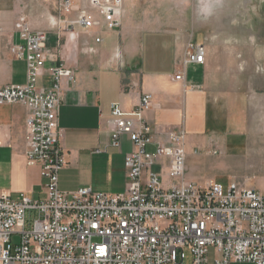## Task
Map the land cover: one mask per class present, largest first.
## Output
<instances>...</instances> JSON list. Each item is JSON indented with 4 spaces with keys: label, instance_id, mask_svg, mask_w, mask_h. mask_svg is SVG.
Masks as SVG:
<instances>
[{
    "label": "built area",
    "instance_id": "obj_1",
    "mask_svg": "<svg viewBox=\"0 0 264 264\" xmlns=\"http://www.w3.org/2000/svg\"><path fill=\"white\" fill-rule=\"evenodd\" d=\"M124 11L125 0H60L59 22L72 37L77 29L102 35L122 28ZM15 29L23 43L9 51L26 62L27 81L1 87L0 105L28 109L26 160L41 167L45 183L38 200L0 191V264H210L211 250L213 264H264V195L235 181L227 187L189 181L186 132L157 133L144 117L154 107L150 94L132 112L112 106V146L121 148L127 138L134 147L125 157V191L60 190L67 163L62 81L74 74L49 48L47 31L33 30L26 18ZM205 63V46L189 45L176 80H184L189 65ZM45 73L47 89L38 85Z\"/></svg>",
    "mask_w": 264,
    "mask_h": 264
},
{
    "label": "crops",
    "instance_id": "obj_2",
    "mask_svg": "<svg viewBox=\"0 0 264 264\" xmlns=\"http://www.w3.org/2000/svg\"><path fill=\"white\" fill-rule=\"evenodd\" d=\"M55 2L0 0V88L27 81L26 62L9 51L23 43L15 24L26 18L33 30L48 32L49 48L74 74L73 81H62L59 125L67 163L60 190L125 191V157L134 147L127 138L121 148L112 146V106L132 112L144 94L153 97L154 107L144 117L157 133L185 130L189 181H197L190 174L196 143L207 145L211 155L217 151L216 156L235 153H230L233 144L244 145L250 151L246 158L264 166V37L248 34L234 43L226 33L205 34L193 11L198 0H125L119 31L100 35L77 29L72 37L54 15ZM98 36L103 38L99 44ZM191 44L205 46L206 63L189 65L184 80L177 81ZM38 85L51 86L47 73ZM28 114L20 104L0 105V191L38 200L45 181L39 165L27 164ZM164 179L167 185V175Z\"/></svg>",
    "mask_w": 264,
    "mask_h": 264
},
{
    "label": "rangeland",
    "instance_id": "obj_3",
    "mask_svg": "<svg viewBox=\"0 0 264 264\" xmlns=\"http://www.w3.org/2000/svg\"><path fill=\"white\" fill-rule=\"evenodd\" d=\"M59 2L60 0H56L53 11L60 20ZM214 7L213 14L204 17L198 14V3L196 2L194 5L193 11L199 19L200 30L205 34L226 33L229 38L234 39V43H236L235 38L240 41V38H246L248 34L264 37V0H215ZM244 137L246 138V136ZM194 148L198 149L200 153L195 155L196 159L192 163L190 174L197 177L195 183L199 186H205L207 180L211 178L225 187L231 181L237 180L248 187H256L264 195V180L262 179L264 166L261 161L255 158H246L250 152L246 146L231 145L230 153H235L228 156L223 153H219L218 156L211 155L208 153L207 145L202 143H196ZM236 148L239 152L238 150L234 151ZM233 154L235 156L232 157ZM153 170L157 171L158 167ZM18 240L14 238L13 243H18ZM209 257L210 264H213V250Z\"/></svg>",
    "mask_w": 264,
    "mask_h": 264
},
{
    "label": "clouds",
    "instance_id": "obj_4",
    "mask_svg": "<svg viewBox=\"0 0 264 264\" xmlns=\"http://www.w3.org/2000/svg\"><path fill=\"white\" fill-rule=\"evenodd\" d=\"M215 0H198V14L204 17L211 16L215 10Z\"/></svg>",
    "mask_w": 264,
    "mask_h": 264
}]
</instances>
